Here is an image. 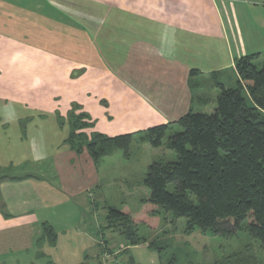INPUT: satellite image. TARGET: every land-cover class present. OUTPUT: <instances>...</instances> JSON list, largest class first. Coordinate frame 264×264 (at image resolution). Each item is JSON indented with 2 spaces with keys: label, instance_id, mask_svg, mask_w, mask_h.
<instances>
[{
  "label": "crops",
  "instance_id": "obj_1",
  "mask_svg": "<svg viewBox=\"0 0 264 264\" xmlns=\"http://www.w3.org/2000/svg\"><path fill=\"white\" fill-rule=\"evenodd\" d=\"M57 11L72 23L54 18ZM18 47L57 56L70 72L85 68L90 80L110 87L111 97L101 99L107 109L115 105L112 110L120 116L131 114L125 127L142 130L146 113L158 112L174 121L186 113L192 80L229 71L235 81L237 58L261 57L264 0H0L1 62L11 65L12 59L6 58ZM2 70L9 78L8 68ZM6 80H0V90L11 89ZM7 121L0 118L5 123L3 131L0 123V177L23 178L0 180V247L11 243L14 248L1 251L0 257L7 255L6 264H114L115 251H101L95 231L71 219L81 181L73 176L66 182L57 167L52 176L6 172L40 158L16 156L5 137ZM98 122L96 118L95 126ZM90 187L80 198L87 208ZM42 223L56 231L55 244L37 242Z\"/></svg>",
  "mask_w": 264,
  "mask_h": 264
},
{
  "label": "rangeland",
  "instance_id": "obj_2",
  "mask_svg": "<svg viewBox=\"0 0 264 264\" xmlns=\"http://www.w3.org/2000/svg\"><path fill=\"white\" fill-rule=\"evenodd\" d=\"M49 9L55 14L52 7ZM54 18L72 23L70 17L63 18L58 11ZM6 59H12V64H3L0 58V80L7 79L9 83L4 82L11 87L0 90V118L8 120L5 137L11 139L17 157L23 153L31 154L34 158L40 157L35 164L26 162L17 168L12 165L6 172L16 176H23L25 173L36 175L40 172L42 175L52 176V168L57 167L66 182L74 176L73 179L81 182H77L80 190L75 187L79 195L73 197L71 219L76 220V225L90 227L91 233L95 231L100 241V250L104 253L108 251L105 240L109 241L111 247L121 242L125 244L120 235L109 229L99 232L100 227L106 226L105 206L132 214L143 212L142 199H147L150 195L149 189L143 185L148 166L155 162L176 160L175 153L167 148L166 143L168 136L181 131V127L172 123L161 146L153 148L148 142L141 140L140 135L144 133L141 131L174 122V119L158 112L146 113L142 121L147 127L133 131L124 124L131 114L122 112L120 116L118 111L112 110L115 105H111L112 109H107L106 101L101 99L111 97L110 87L101 88L98 83L90 80L85 68L70 72L69 65L57 56H45L37 49H12ZM255 64L257 68L264 64V53L256 59ZM7 68L9 78L2 70ZM223 73L226 75L220 82L234 88L236 83L232 79V72ZM192 84L194 93L190 109L193 112L211 113L220 90L213 86L210 76L194 79ZM73 103L80 104L94 123L96 118L99 119L97 126H94L95 131L109 132L108 136L133 133L128 155L122 150L114 149L95 165L87 150L80 154L69 150L62 143L67 136L68 125L65 123L60 126L57 114L65 116ZM180 114L178 112L176 116ZM158 116L164 119H159ZM0 123L3 131L5 123ZM62 166L65 168L62 169ZM87 186H91L87 190L90 208L80 201V198L86 196L84 190ZM168 189H172L171 184ZM66 210L68 215L70 209ZM134 218L137 234L146 239V244L127 249L116 260L113 259L116 264H130L129 259L134 264H264V245L245 229L249 218L242 220L240 228H236L234 233L225 234L210 230L201 232L197 229L186 232L185 218H174L161 210L157 217L150 218L151 221L143 219L139 214ZM153 241L157 246L154 249L148 248L147 243ZM12 246L11 243H4L0 252L9 251ZM7 259V255H2L0 264H6ZM37 263L40 262H34Z\"/></svg>",
  "mask_w": 264,
  "mask_h": 264
},
{
  "label": "trees",
  "instance_id": "obj_3",
  "mask_svg": "<svg viewBox=\"0 0 264 264\" xmlns=\"http://www.w3.org/2000/svg\"><path fill=\"white\" fill-rule=\"evenodd\" d=\"M258 56L244 55L234 61V88L220 82L225 73H211L213 86L220 90L211 113L193 112L189 108L174 122L141 131L144 132L141 140L158 148L172 123L182 129L170 134L166 143L176 160L148 166L143 185L150 195L142 199L143 212L132 214L105 206L106 226L100 227L99 232L109 229L125 241L124 247L119 244L111 247L105 240L107 252L115 251V260L126 252L125 245L146 243L137 234L134 216L139 214L151 221L160 210L174 218H185L186 232L197 229L234 233L241 221L249 218L245 229L264 245V64L256 67ZM190 74L196 72L192 70ZM190 86L193 89L192 82ZM57 119L60 126L68 125L63 143L77 154L87 150L95 165L114 149L128 155L133 133L108 136L95 131L94 121L80 104L73 103L66 115L57 114ZM7 178L23 177L4 174L0 180ZM41 231L38 243L55 244L57 233L52 226L42 223ZM155 246L154 241L147 243L150 249ZM87 259L86 254L84 260ZM128 262L134 264L132 259Z\"/></svg>",
  "mask_w": 264,
  "mask_h": 264
}]
</instances>
